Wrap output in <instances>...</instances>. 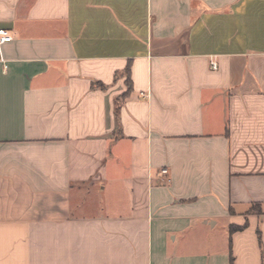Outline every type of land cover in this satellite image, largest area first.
<instances>
[{
	"label": "crops",
	"instance_id": "1",
	"mask_svg": "<svg viewBox=\"0 0 264 264\" xmlns=\"http://www.w3.org/2000/svg\"><path fill=\"white\" fill-rule=\"evenodd\" d=\"M0 29V264H264V0H0Z\"/></svg>",
	"mask_w": 264,
	"mask_h": 264
},
{
	"label": "built area",
	"instance_id": "2",
	"mask_svg": "<svg viewBox=\"0 0 264 264\" xmlns=\"http://www.w3.org/2000/svg\"><path fill=\"white\" fill-rule=\"evenodd\" d=\"M13 39L12 35L10 34L9 31L7 30H3V29H0V46H2L3 44L5 43H9L11 42ZM212 69L213 70H216L217 69V66L215 63H212ZM167 170H163L162 173L163 174H167Z\"/></svg>",
	"mask_w": 264,
	"mask_h": 264
},
{
	"label": "trees",
	"instance_id": "3",
	"mask_svg": "<svg viewBox=\"0 0 264 264\" xmlns=\"http://www.w3.org/2000/svg\"><path fill=\"white\" fill-rule=\"evenodd\" d=\"M177 42H178V37L175 40L163 41V42L161 41L159 43L172 45V44H176ZM126 73L127 74L129 73V69L126 70ZM127 84H128V92H129L131 90V81L129 78L127 79ZM126 95H127V93H126ZM116 118L118 119V109L116 110ZM231 264H234L233 260H232Z\"/></svg>",
	"mask_w": 264,
	"mask_h": 264
},
{
	"label": "rangeland",
	"instance_id": "4",
	"mask_svg": "<svg viewBox=\"0 0 264 264\" xmlns=\"http://www.w3.org/2000/svg\"><path fill=\"white\" fill-rule=\"evenodd\" d=\"M119 105V104H118Z\"/></svg>",
	"mask_w": 264,
	"mask_h": 264
}]
</instances>
